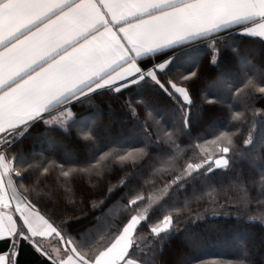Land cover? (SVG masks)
Wrapping results in <instances>:
<instances>
[{"label":"snow or ice","instance_id":"1","mask_svg":"<svg viewBox=\"0 0 264 264\" xmlns=\"http://www.w3.org/2000/svg\"><path fill=\"white\" fill-rule=\"evenodd\" d=\"M240 37L264 45V0H0V264H197L198 221L264 223V62L224 56ZM44 134L71 144L25 149Z\"/></svg>","mask_w":264,"mask_h":264},{"label":"trees","instance_id":"2","mask_svg":"<svg viewBox=\"0 0 264 264\" xmlns=\"http://www.w3.org/2000/svg\"><path fill=\"white\" fill-rule=\"evenodd\" d=\"M237 52L234 54L232 49H227L224 56L232 57L234 60L243 62L252 61L257 65L264 62V45L259 41L251 40L248 37L237 38ZM180 55H184L183 51H179ZM200 57V63H207L210 56L203 47L196 53ZM101 111L104 119L109 123L110 127L120 128L125 119L124 110L118 105L105 106L103 101ZM193 113L196 110L193 109ZM215 113H208L204 119V126L210 123H219ZM56 145L60 149H64L65 145H70V140H61L59 136H49L44 134L35 142L29 141L24 147L25 149H33L35 151H47L52 145ZM211 145L208 146L211 150ZM75 151V147L72 148ZM212 195L223 202L224 194H217L211 188L208 189ZM243 195L238 190H231L227 193V197L239 199ZM250 196H255V191L249 192ZM206 206V205H205ZM196 208L198 205L193 204ZM256 215L261 213V209L254 205ZM199 227L195 228V239L199 242V247L194 255L198 258L197 264H237L238 260L253 261L254 264H264V223L260 220H249L239 218L236 214L225 215L219 217L208 216L204 220L197 222ZM241 245L249 249L250 255L245 257L241 250ZM20 264H41V258L34 254L29 248H24L20 255Z\"/></svg>","mask_w":264,"mask_h":264},{"label":"crops","instance_id":"3","mask_svg":"<svg viewBox=\"0 0 264 264\" xmlns=\"http://www.w3.org/2000/svg\"><path fill=\"white\" fill-rule=\"evenodd\" d=\"M26 248V247H25ZM28 248V247H27ZM30 249V248H29ZM31 250V249H30ZM32 251V250H31ZM33 252V251H32ZM34 253V252H33ZM35 254V253H34ZM37 255V254H36ZM38 256V255H37ZM39 257V256H38ZM40 258V257H39Z\"/></svg>","mask_w":264,"mask_h":264}]
</instances>
